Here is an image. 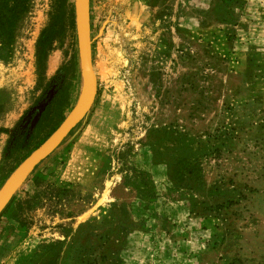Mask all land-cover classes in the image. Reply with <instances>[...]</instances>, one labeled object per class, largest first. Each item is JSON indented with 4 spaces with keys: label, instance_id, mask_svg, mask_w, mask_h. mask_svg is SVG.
<instances>
[{
    "label": "rangeland",
    "instance_id": "1",
    "mask_svg": "<svg viewBox=\"0 0 264 264\" xmlns=\"http://www.w3.org/2000/svg\"><path fill=\"white\" fill-rule=\"evenodd\" d=\"M5 2L0 188L85 90L75 0ZM87 6L94 102L1 210L0 264H264V0Z\"/></svg>",
    "mask_w": 264,
    "mask_h": 264
},
{
    "label": "water",
    "instance_id": "2",
    "mask_svg": "<svg viewBox=\"0 0 264 264\" xmlns=\"http://www.w3.org/2000/svg\"><path fill=\"white\" fill-rule=\"evenodd\" d=\"M75 27L78 57L85 80V90L77 105L63 119L53 134L40 144L2 185L0 188V212L13 196L18 184L36 165L59 146L69 132L85 117L94 102L96 86L91 74V42L87 0H75ZM61 134H64L63 137ZM60 136L61 139H59Z\"/></svg>",
    "mask_w": 264,
    "mask_h": 264
},
{
    "label": "crops",
    "instance_id": "3",
    "mask_svg": "<svg viewBox=\"0 0 264 264\" xmlns=\"http://www.w3.org/2000/svg\"><path fill=\"white\" fill-rule=\"evenodd\" d=\"M260 51H262L261 53H263V51H264L263 47L260 48ZM47 68L49 70V68H50L49 63H48ZM252 85L253 86H251V87H253V88H251V89L255 95L259 96V100L261 102L262 109L264 110V81H259L257 83L252 84ZM245 87H248V86L245 84Z\"/></svg>",
    "mask_w": 264,
    "mask_h": 264
},
{
    "label": "trees",
    "instance_id": "4",
    "mask_svg": "<svg viewBox=\"0 0 264 264\" xmlns=\"http://www.w3.org/2000/svg\"><path fill=\"white\" fill-rule=\"evenodd\" d=\"M8 0H6L5 4L7 3ZM13 2V6H15L20 0H9ZM10 17L13 18V14L11 13ZM43 35V34H42ZM41 46L43 47V44H41ZM14 200V198L12 199V201ZM11 201V202H12Z\"/></svg>",
    "mask_w": 264,
    "mask_h": 264
},
{
    "label": "bare ground",
    "instance_id": "5",
    "mask_svg": "<svg viewBox=\"0 0 264 264\" xmlns=\"http://www.w3.org/2000/svg\"><path fill=\"white\" fill-rule=\"evenodd\" d=\"M91 74H92V77H93L94 82H95V78H94L93 73H92V67H91ZM95 86H96V84H95ZM64 134H65V132H64ZM64 134H61V136L63 137ZM61 136L59 137V139H61Z\"/></svg>",
    "mask_w": 264,
    "mask_h": 264
}]
</instances>
